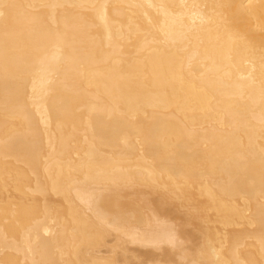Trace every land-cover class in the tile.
I'll list each match as a JSON object with an SVG mask.
<instances>
[{"label":"bare ground","instance_id":"bare-ground-1","mask_svg":"<svg viewBox=\"0 0 264 264\" xmlns=\"http://www.w3.org/2000/svg\"><path fill=\"white\" fill-rule=\"evenodd\" d=\"M0 264H264V0H0Z\"/></svg>","mask_w":264,"mask_h":264}]
</instances>
